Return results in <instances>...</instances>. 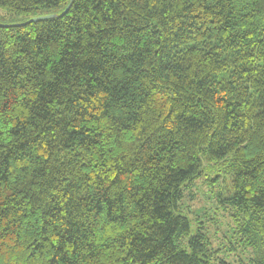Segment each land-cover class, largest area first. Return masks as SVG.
I'll use <instances>...</instances> for the list:
<instances>
[{
    "label": "trees",
    "instance_id": "obj_1",
    "mask_svg": "<svg viewBox=\"0 0 264 264\" xmlns=\"http://www.w3.org/2000/svg\"><path fill=\"white\" fill-rule=\"evenodd\" d=\"M69 2L0 0V264H264V0Z\"/></svg>",
    "mask_w": 264,
    "mask_h": 264
},
{
    "label": "rangeland",
    "instance_id": "obj_2",
    "mask_svg": "<svg viewBox=\"0 0 264 264\" xmlns=\"http://www.w3.org/2000/svg\"><path fill=\"white\" fill-rule=\"evenodd\" d=\"M24 20L25 18L19 19V20H14V19L11 20L8 18V16H6V12L3 9H0V24H7V25L17 24L18 25V24H24ZM221 168L222 167L219 164L206 163L204 167V172H208L211 175L216 174L217 175L216 177L221 178L223 177V175L220 172L217 173ZM209 174H205V175L203 174V177L201 179L195 181L192 195H191L193 199L189 200L188 198H186V200L184 201L183 213H187V216L189 217L190 222H192L193 224L192 226L193 229H195L194 227L196 226V220L198 221L199 218H202V216H199L201 209H198V208H200L202 204L205 205V203H207V198H208L207 191L205 193V189H203V187H208L207 182H209V180L214 177V176H209ZM216 179L217 178H215V181ZM224 179L226 180V182H228L227 177H224ZM225 218L226 217L224 216L223 218L220 219V222H219L221 226L219 228L223 230H225L226 228L228 229L227 227L228 221L225 220ZM207 224H205L206 227H207ZM219 233H220L219 230H216L214 232L211 231L210 233L214 247L220 243H223L221 240H219V237H220ZM240 252L241 251L239 250V253ZM233 255L235 254L233 253ZM234 261H237V260H234ZM245 261L246 260H244V262Z\"/></svg>",
    "mask_w": 264,
    "mask_h": 264
},
{
    "label": "water",
    "instance_id": "obj_3",
    "mask_svg": "<svg viewBox=\"0 0 264 264\" xmlns=\"http://www.w3.org/2000/svg\"><path fill=\"white\" fill-rule=\"evenodd\" d=\"M73 1L74 0H70L68 6L64 10V13H66L69 10V8H70V6H71V4H72ZM53 16L54 15H47V16L35 17V18H32V19L28 20L27 22L28 23H32V22H37V21H41V20H46V19L52 18Z\"/></svg>",
    "mask_w": 264,
    "mask_h": 264
},
{
    "label": "bare ground",
    "instance_id": "obj_4",
    "mask_svg": "<svg viewBox=\"0 0 264 264\" xmlns=\"http://www.w3.org/2000/svg\"><path fill=\"white\" fill-rule=\"evenodd\" d=\"M47 16V15H46ZM39 17H41V16H39Z\"/></svg>",
    "mask_w": 264,
    "mask_h": 264
}]
</instances>
